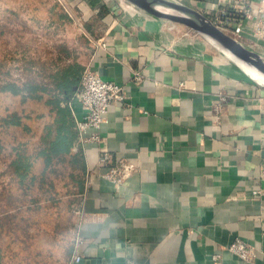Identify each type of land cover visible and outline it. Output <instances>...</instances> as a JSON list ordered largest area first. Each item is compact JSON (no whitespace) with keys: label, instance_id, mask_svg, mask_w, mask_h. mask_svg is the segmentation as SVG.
<instances>
[{"label":"crops","instance_id":"obj_1","mask_svg":"<svg viewBox=\"0 0 264 264\" xmlns=\"http://www.w3.org/2000/svg\"><path fill=\"white\" fill-rule=\"evenodd\" d=\"M68 4L84 19L107 10L87 31L79 66L122 87L101 149L134 172L120 187L102 179L99 147L77 140L85 183L91 176L82 258L66 264H264V83L188 28L125 0ZM236 239L255 248L250 262L227 250Z\"/></svg>","mask_w":264,"mask_h":264},{"label":"trees","instance_id":"obj_2","mask_svg":"<svg viewBox=\"0 0 264 264\" xmlns=\"http://www.w3.org/2000/svg\"><path fill=\"white\" fill-rule=\"evenodd\" d=\"M63 54L65 58L69 55ZM62 59L59 58L61 65L64 62ZM31 65V62L26 64L25 79L21 83H6L1 91L26 101L46 98L48 93L47 103L51 108L45 121L47 115L23 117L15 113L2 120L0 125L2 130H24L29 135L25 143L17 139L12 142L16 144L11 146L10 159L6 158V166L0 172V199L8 193L6 200L9 208L0 211V239L4 234L17 235L15 239L18 242L23 233V250L31 252L32 241L38 239L37 234L32 233L34 228L42 230V227L48 226V231L44 228L41 234L42 242L56 245L54 249L59 251L49 248L33 253L32 257H37L36 261L33 260L34 264H66L75 251L77 228L73 211L80 203L85 188L84 158L80 145H76L79 134L69 106L78 88L82 68L76 63L62 67L58 63L57 69L46 76L44 72L47 69L41 67L42 70L36 72ZM38 76L47 77L48 82L45 78L42 82L37 81ZM5 177L9 179H3ZM63 213L69 217H64ZM2 250L0 246V264ZM13 253L16 254L15 251ZM56 253H59L58 257ZM45 255H48L49 262L44 259ZM15 264H22V261Z\"/></svg>","mask_w":264,"mask_h":264},{"label":"rangeland","instance_id":"obj_3","mask_svg":"<svg viewBox=\"0 0 264 264\" xmlns=\"http://www.w3.org/2000/svg\"><path fill=\"white\" fill-rule=\"evenodd\" d=\"M106 14L107 10L103 8L96 16L97 19L95 16L84 19L81 13H77L70 7L68 0H0V125L2 120L15 113L22 114L23 117L47 115L44 117V121L49 118L51 106L47 103L49 101L48 93L46 98L26 101L20 96L3 93L1 87L6 83H21L25 79L26 64L30 62L34 67L32 69H35L36 72L42 70L43 67L47 69L44 72L46 76L57 69L58 63L61 65L59 58H64L61 67L70 63L80 65L81 55L91 42L86 36L87 31L89 32L92 23H94L93 25L101 23ZM96 21L98 23H95ZM64 52L66 55L69 54L67 58L63 57ZM41 76H38L37 81L42 82L45 77ZM45 79L48 82V78ZM0 129V144L3 146V150L0 151L1 172L6 166V158L10 159L11 146L16 144L12 142L17 139L21 143H25L29 135L24 130L10 128L2 130V127ZM3 195L4 198L0 199L1 212L2 209H9L6 200L8 193ZM63 216L69 217L66 213H63ZM44 228L47 231L49 229L48 226L42 227V230L36 227L33 232L31 231L37 234L38 238L32 241L34 245L30 249L31 252L23 250L24 246L21 244L25 238L23 233L20 234L18 242L15 239L17 235L12 237L4 234L0 239V246L3 249L2 264H15L20 261L22 264H34L37 257L34 259L32 256L37 251L54 249L56 245H51V247L50 244L42 242L44 239L41 234ZM14 251L17 255L13 253ZM54 251L59 250L55 248ZM55 255L57 256L59 253ZM47 256L45 255L44 259L49 262L50 259Z\"/></svg>","mask_w":264,"mask_h":264},{"label":"built area","instance_id":"obj_4","mask_svg":"<svg viewBox=\"0 0 264 264\" xmlns=\"http://www.w3.org/2000/svg\"><path fill=\"white\" fill-rule=\"evenodd\" d=\"M175 2L184 4L208 18L219 30L231 36L238 42L250 49L260 52L262 55L264 42V0H181ZM169 22V21H165ZM171 25L175 23L169 22ZM195 37L202 38L200 35L190 30ZM249 39L252 44L249 45ZM212 45V44H211ZM213 46V45H212ZM215 47V46H214ZM216 48V47H215ZM123 89L113 82L104 81L91 68L87 66L82 72V76L69 106L76 122V130L79 134L81 143L91 142L99 147V158L97 168L102 179L112 182L116 186H122L126 179L134 172V167L126 163L124 159L117 158L113 153L101 149L105 139L101 135V127L104 116L109 108L116 102L123 101ZM75 102H80L86 114L82 119L77 118L74 109ZM87 173L85 188L90 184ZM82 198L80 203L74 207L73 219L76 223L75 232V251L73 262H80L81 255L78 251L80 236L78 229L81 228L84 220ZM227 250L237 256L241 261L250 262L255 256V248L236 239ZM214 261L220 259L219 255L213 257Z\"/></svg>","mask_w":264,"mask_h":264},{"label":"water","instance_id":"obj_5","mask_svg":"<svg viewBox=\"0 0 264 264\" xmlns=\"http://www.w3.org/2000/svg\"><path fill=\"white\" fill-rule=\"evenodd\" d=\"M147 14L182 25L264 78V56L219 30L208 18L174 0H125ZM252 74V73H251ZM263 83V82H262Z\"/></svg>","mask_w":264,"mask_h":264},{"label":"bare ground","instance_id":"obj_6","mask_svg":"<svg viewBox=\"0 0 264 264\" xmlns=\"http://www.w3.org/2000/svg\"><path fill=\"white\" fill-rule=\"evenodd\" d=\"M239 65L245 70L247 71L249 74H251L255 79L259 80L260 82L264 83V78H262L259 74H256L255 72L251 71L250 69H248L247 67L243 66L242 64L239 63Z\"/></svg>","mask_w":264,"mask_h":264}]
</instances>
